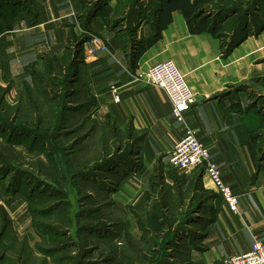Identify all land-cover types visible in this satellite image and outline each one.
I'll return each instance as SVG.
<instances>
[{"label": "rangeland", "instance_id": "rangeland-1", "mask_svg": "<svg viewBox=\"0 0 264 264\" xmlns=\"http://www.w3.org/2000/svg\"><path fill=\"white\" fill-rule=\"evenodd\" d=\"M81 1L75 33L86 36V43L102 38L88 19L94 4L101 1L98 9L109 27L114 17L132 14L130 29L143 17L155 20L166 0H142L137 6V0ZM11 2L19 7H0L1 19H17L35 1ZM173 6L189 26L217 38L224 57L233 53L231 58L247 67L243 79L219 95H232L234 109L249 114L264 158V0H173ZM123 26L114 32L133 39L135 33H121ZM55 56L42 53L20 82L16 74L2 75L0 58V189L5 194L0 213L6 211L11 220L0 237L3 264H193L191 251L218 198L204 170H175L168 153L144 167L145 134L131 129L130 122L119 124L96 100L90 106L83 72L72 85V71L60 70ZM48 58L55 69L51 75ZM31 66L44 85H34ZM3 222L0 217V231Z\"/></svg>", "mask_w": 264, "mask_h": 264}, {"label": "crops", "instance_id": "crops-1", "mask_svg": "<svg viewBox=\"0 0 264 264\" xmlns=\"http://www.w3.org/2000/svg\"><path fill=\"white\" fill-rule=\"evenodd\" d=\"M34 1V19L22 12L12 29L0 34L1 73L4 77L16 74L19 82L28 77V66L42 53L59 55L64 51L70 26L78 31L77 19L83 9L81 0ZM91 25L108 49L85 58L82 72L89 91L101 111L112 113L119 124L130 122L145 134L144 167L158 154L169 155L190 128L209 149L210 160L219 167L223 181L238 195L237 212L217 196L214 216L191 251L193 264H225L228 256L250 250L255 239L264 242V158L249 114L234 109L232 95H219L243 79L248 72L244 62L231 58L233 53L224 57L219 40L210 32L193 31L185 14L177 9L155 23L157 30L141 18L133 32L134 45L109 27L105 15L97 14ZM122 25L126 28L125 22ZM165 60L175 61L197 96L183 121L173 115L172 102L162 88L137 78ZM113 85L119 89V101L111 93ZM147 175L140 172L142 178ZM167 178L173 180L172 174ZM0 196H5L1 189Z\"/></svg>", "mask_w": 264, "mask_h": 264}, {"label": "built area", "instance_id": "built-area-1", "mask_svg": "<svg viewBox=\"0 0 264 264\" xmlns=\"http://www.w3.org/2000/svg\"><path fill=\"white\" fill-rule=\"evenodd\" d=\"M106 49H108L106 42L100 37L93 36L84 44V59ZM137 78L144 79L167 93L172 102V113L179 121L184 120V113L196 103L195 92L173 60L155 63L140 72ZM111 93L115 101L120 100L119 89L115 85L111 86ZM168 163L171 168L178 171L188 172L195 168H203L205 176L212 183L218 196L231 211H238V195L223 181L219 167L210 160L209 149L198 139L193 129L188 128L175 144L168 155ZM225 264H264V242L259 238L255 239L250 250L228 256Z\"/></svg>", "mask_w": 264, "mask_h": 264}, {"label": "trees", "instance_id": "trees-1", "mask_svg": "<svg viewBox=\"0 0 264 264\" xmlns=\"http://www.w3.org/2000/svg\"><path fill=\"white\" fill-rule=\"evenodd\" d=\"M142 1V0H137L136 2V6L137 4ZM101 4V1L94 4V8H95V11L93 10V8H91L90 12H89V15H88V19H89V22L90 20H92L97 14H100L101 12V15H105V13L103 11H101L100 9H98V6ZM5 6H10L11 8V11H15V7H19L18 6V3H13L11 2V0H8V2H5V3H2V6H0L1 8L2 7H5ZM173 7L178 8L176 6H173V0H166L165 3L163 4V6L161 7V9L159 10V16L151 21V19L149 17H143V19H147L149 20V22H151L152 24H154V28L155 30H157V27L155 26V23L157 22H160L164 16L171 11L173 10ZM14 8V9H13ZM33 9H34V3H33ZM32 8L30 10H27L25 11L26 14H29L31 16L32 19H34V16H35V9L33 10ZM23 10V9H22ZM17 11H21V10H17ZM16 11V13H17ZM18 12V14H19ZM94 12V13H93ZM16 16V15H15ZM129 14L124 15L120 20H117V18L114 17V21L111 22L110 24V27L113 29L117 28L120 24H122L123 22H125V26L126 28L122 29L121 32L122 33H127V32H130V33H133L135 32V29H136V25H134V28H130L128 29L127 27V24L131 23V21L133 20V16L132 14ZM16 18V17H15ZM15 18H12V19H8V18H0V26H1V33H3L5 30H9V29H12L13 27V22L15 21ZM190 19V18H189ZM8 20V21H7ZM138 18L136 19V22H137ZM195 20V16L192 18V21ZM107 23L109 24V20L107 18ZM192 28L193 31H200L201 29L195 27V26H190ZM72 29V28H71ZM69 30V33H68V36H67V42H66V46H65V49L64 51L58 55V56H55V63L56 65L60 66L61 69L60 70H63L64 68H67L69 71H72L71 74L74 75V78H72V82L71 84H75L76 81H78V79H80V76H81V67L82 65L85 63V59H84V43L86 41V36H83V35H77L75 33L74 30ZM124 38V41H126L127 38ZM130 39L131 41V44L134 45V40L131 39V38H128ZM49 59V58H48ZM52 61L49 59L48 60V63L45 65L46 66V69H47V72L48 74H53L55 69L53 68V66L51 65ZM30 75L33 79V83L34 85H36L37 87L40 86V84H43L44 85V81L39 78L36 74V72L34 71V68L31 66V70H30ZM84 87V86H83ZM85 88V87H84ZM84 93L86 95H88L90 97L88 103L89 105H93L95 104V99H94V96L91 94L90 91H87L86 88L83 90ZM80 109V108H79ZM129 127L131 129L134 130V127L133 125L130 123ZM203 169V168H202ZM174 184L177 185L178 189L179 190H182L183 189V183L182 181H180L179 177H176L174 179ZM7 191H11V192H17V191H22V190H17V191H12L10 189H7ZM1 214V218H3V227L0 231V237L2 235H4L5 233V230L8 229V227L11 225V220L9 218V215L6 211H3L0 213ZM6 257H2V259L0 258V264H3L4 261H5ZM22 256H20V254L18 255V261L20 260V263H22Z\"/></svg>", "mask_w": 264, "mask_h": 264}]
</instances>
